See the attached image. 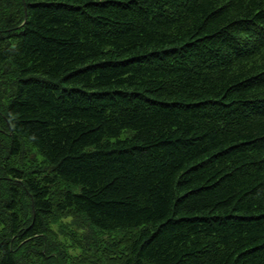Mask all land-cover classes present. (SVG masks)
I'll return each instance as SVG.
<instances>
[{"label": "trees", "instance_id": "trees-1", "mask_svg": "<svg viewBox=\"0 0 264 264\" xmlns=\"http://www.w3.org/2000/svg\"><path fill=\"white\" fill-rule=\"evenodd\" d=\"M54 225L264 264V0H0V264L82 263Z\"/></svg>", "mask_w": 264, "mask_h": 264}, {"label": "rangeland", "instance_id": "rangeland-1", "mask_svg": "<svg viewBox=\"0 0 264 264\" xmlns=\"http://www.w3.org/2000/svg\"><path fill=\"white\" fill-rule=\"evenodd\" d=\"M35 157V156H34ZM33 158L30 157V160ZM22 167L23 165H19ZM53 230L56 233L57 244L62 246H70V249H66L67 256L72 258L71 260L74 262L76 259L83 258V262L79 264H94L93 260L103 256L102 251H104L105 247L108 245L109 242L118 243L125 239L127 235L122 233H114V234H100L96 235L94 233L90 234V245H85V247H81L75 244V240L82 238L84 240L85 235L78 233L76 231H69L67 232L61 229L60 226L54 225ZM110 244V243H109ZM85 257V258H84ZM88 257V258H87ZM104 257L105 254H104Z\"/></svg>", "mask_w": 264, "mask_h": 264}]
</instances>
